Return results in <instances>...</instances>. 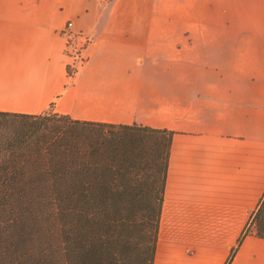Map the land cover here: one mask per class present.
Returning a JSON list of instances; mask_svg holds the SVG:
<instances>
[{
    "label": "crops",
    "instance_id": "obj_1",
    "mask_svg": "<svg viewBox=\"0 0 264 264\" xmlns=\"http://www.w3.org/2000/svg\"><path fill=\"white\" fill-rule=\"evenodd\" d=\"M155 5V0H0V111L173 131L154 264H264V239L243 237L264 196V137L248 132L256 129L257 113L230 103V74L218 65L232 48L218 43L214 50L223 54L215 59L199 46L208 37L189 38L203 62L198 67L193 62L188 74L191 102L154 86L161 83L154 78L160 72H148L139 60L158 61L151 56ZM69 20L76 33L90 38L76 75L69 72L68 40L61 33ZM158 43L164 44L163 36ZM165 101L170 111L162 107ZM222 108L233 114L219 112Z\"/></svg>",
    "mask_w": 264,
    "mask_h": 264
},
{
    "label": "trees",
    "instance_id": "obj_2",
    "mask_svg": "<svg viewBox=\"0 0 264 264\" xmlns=\"http://www.w3.org/2000/svg\"><path fill=\"white\" fill-rule=\"evenodd\" d=\"M173 134L0 111V264H154Z\"/></svg>",
    "mask_w": 264,
    "mask_h": 264
},
{
    "label": "rangeland",
    "instance_id": "obj_3",
    "mask_svg": "<svg viewBox=\"0 0 264 264\" xmlns=\"http://www.w3.org/2000/svg\"><path fill=\"white\" fill-rule=\"evenodd\" d=\"M155 4L152 10L155 34L152 38L151 56L158 61L155 63L152 59L145 64L142 63L144 58L139 60L143 69L148 72H160V76L158 74L154 78L161 83H154V86L159 84L162 88H167L169 94H182L191 102L193 85L189 82L188 74L193 62L195 67L203 62L196 50L191 51L198 44H192L189 38L208 37L210 42L199 46L206 50L207 56L215 59L223 54L214 50L215 47L220 42H226L233 54L229 56L227 51L223 64L218 63V67L230 74L231 85L235 89L230 93V103L236 109L241 106H247V111L253 109L257 113L258 123L252 125L255 130L248 132L264 137V0H155ZM159 35L163 36L162 46L158 43ZM175 37L183 40L177 43ZM178 45L183 46L184 50H173L172 47L178 48ZM176 56L182 59L177 65L172 61ZM214 67L216 65L211 66ZM177 71L180 73L173 75ZM201 80L206 82L207 79L201 77ZM223 84L227 85V82L223 81ZM260 88L263 89L261 94ZM166 106H170L169 101L162 104V107L167 108ZM167 110L171 109L168 107ZM95 111L96 109H90L88 112ZM218 111L226 112L229 116L233 114L232 110L226 108ZM232 118L235 119V115ZM251 120L249 117V126L252 124ZM236 126L237 124H232L231 127L238 129ZM229 128L230 125H227V129ZM249 228H252L250 224L248 230Z\"/></svg>",
    "mask_w": 264,
    "mask_h": 264
},
{
    "label": "built area",
    "instance_id": "obj_4",
    "mask_svg": "<svg viewBox=\"0 0 264 264\" xmlns=\"http://www.w3.org/2000/svg\"><path fill=\"white\" fill-rule=\"evenodd\" d=\"M61 33L67 37V54L69 56V72L76 75L85 61L84 48L90 38L85 34H78L73 30V21L69 20Z\"/></svg>",
    "mask_w": 264,
    "mask_h": 264
}]
</instances>
